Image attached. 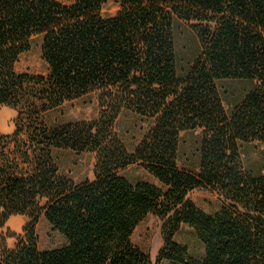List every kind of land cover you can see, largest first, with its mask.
Wrapping results in <instances>:
<instances>
[{
    "label": "trees",
    "instance_id": "16d2710c",
    "mask_svg": "<svg viewBox=\"0 0 264 264\" xmlns=\"http://www.w3.org/2000/svg\"><path fill=\"white\" fill-rule=\"evenodd\" d=\"M0 0L1 109L16 111L0 130V264H264V173L245 167V146L264 144V0ZM190 24L200 53L180 72L177 22ZM42 37L45 74L17 65ZM252 87L230 112L222 81ZM94 96L92 121L50 126L49 113ZM150 124L131 152L116 130L123 112ZM201 131L199 163L179 164L183 133ZM58 150L94 154L95 177L61 172ZM141 166L158 184L122 175ZM216 193L208 214L190 195ZM153 215L162 222L156 263L133 242ZM28 219L21 234L6 229ZM42 217L66 240L42 250ZM183 226L204 246L196 258L175 240ZM15 239L14 247L9 240Z\"/></svg>",
    "mask_w": 264,
    "mask_h": 264
},
{
    "label": "rangeland",
    "instance_id": "374dc122",
    "mask_svg": "<svg viewBox=\"0 0 264 264\" xmlns=\"http://www.w3.org/2000/svg\"><path fill=\"white\" fill-rule=\"evenodd\" d=\"M64 4H71L73 0H58ZM122 0H107L103 9L104 17L115 16L121 8ZM175 41L178 55L180 72H185L191 62L200 53V43L196 33L190 24L177 22L175 27ZM48 67L42 58V37H35L32 41L31 50L24 54L18 65L20 73L45 74ZM252 84L246 81L228 80L219 83V89L224 106L228 112L237 105L248 93ZM99 103L94 96L84 97L72 103H66L61 108L51 112L46 117L50 126H57L68 122L92 121L99 115ZM17 113L9 107L1 109L0 130L3 134H12L15 131ZM150 128V124L141 120L136 114L125 111L120 116L116 130L129 151L142 141ZM201 131L186 132L182 134L179 164L183 168H197L199 163V146ZM55 156L61 172L76 182L92 180L95 177L94 169L96 157L94 154H77L70 150H58ZM245 167L255 173H264V144L253 143L243 149ZM122 175L132 183L148 181L155 184L158 182L149 175L141 166L134 165L122 172ZM191 199L199 208L208 214H213L222 206V199L216 193L197 190L190 195ZM28 219L24 216H15L10 219L6 229L21 234ZM39 246L42 250L57 249L66 244L65 238L42 217L37 226ZM133 242L144 252L149 254L156 263V259L163 245L162 222L153 215L148 216L136 229ZM175 240L186 246L191 255L201 258L204 255V246L197 237L195 231L189 226H183L175 237ZM15 239L9 240V246L14 247ZM163 264H171L164 262Z\"/></svg>",
    "mask_w": 264,
    "mask_h": 264
}]
</instances>
